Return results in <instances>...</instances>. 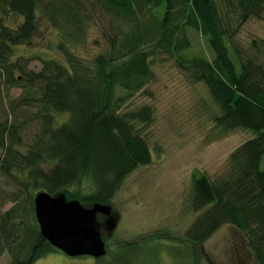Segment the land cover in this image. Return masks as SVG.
Returning <instances> with one entry per match:
<instances>
[{
    "label": "trees",
    "instance_id": "1",
    "mask_svg": "<svg viewBox=\"0 0 264 264\" xmlns=\"http://www.w3.org/2000/svg\"><path fill=\"white\" fill-rule=\"evenodd\" d=\"M8 9L22 23L13 28L0 16L2 86L7 92L35 89L38 96L30 91L10 104L15 116L22 107L34 108L28 120L0 121V257L35 264L57 252L40 233L37 194L80 200L71 191L87 183L93 197L88 203L109 205L127 177L151 163L143 129L153 124L154 109L123 107L136 94L149 93L158 62L151 58L162 56L209 88L222 135L238 129L255 134L231 154L224 178L197 177L192 209L204 211L186 238L202 245L229 225L245 235L256 264H264V40H253L248 49L236 41L245 23L263 17L264 0H9ZM38 12L73 46L86 42L92 19L109 25L110 49L86 61L61 43L66 63L45 60L39 73L28 71L12 58L35 35ZM190 30L208 40L213 60L186 56ZM64 115L66 120L57 118ZM24 122L39 127L30 139ZM120 246L113 253L118 263L137 254L136 240Z\"/></svg>",
    "mask_w": 264,
    "mask_h": 264
},
{
    "label": "rangeland",
    "instance_id": "2",
    "mask_svg": "<svg viewBox=\"0 0 264 264\" xmlns=\"http://www.w3.org/2000/svg\"><path fill=\"white\" fill-rule=\"evenodd\" d=\"M8 4L9 0H0V16L7 25L17 28L22 18L9 11ZM92 21L95 25L90 23L86 42L73 46L63 37L61 29H56L47 16L38 12L35 35L29 43L15 49L12 60L27 67L28 71L39 73L45 60L55 59L66 63L67 57L60 48L61 43H65L75 55L88 61L109 50L114 39L110 36L112 30L109 25L102 28L96 19ZM189 37L192 47L186 56L213 60L208 40L204 36L190 30ZM255 39L264 40V13L261 19L251 18L245 23L236 41L242 48L248 49ZM151 59L158 60L154 63L156 81L147 88L149 93L136 94L123 109L127 111L143 105L154 109L153 124L143 129L152 160L147 165L139 166L127 177L121 190L108 205L117 218L115 229L109 231L105 217H98L107 247V254L103 257L108 258L104 264H256L247 238L232 226H223L202 245H195L186 238V231L204 211L195 212L192 209L197 177L203 175L212 181L224 178L231 154L255 134L238 129L222 135L213 121L218 108L212 101L209 88L187 78L167 57L155 56ZM21 82L22 86L27 84L24 80ZM30 91L34 97L38 96L35 89L14 88L7 92L0 77L1 122L14 118L23 122L32 116L34 108L22 107L15 116L10 107L11 103L27 97ZM118 94L126 95L121 90ZM57 118L66 120L67 116ZM38 128L34 122L26 124L24 136L30 139ZM19 149L26 150V147ZM89 187L84 183L71 191L79 194L80 200H75L85 208L95 204L87 201L93 198ZM11 206L9 204L5 209ZM134 240L138 241L137 254L129 258L130 261L118 263L113 253L120 250V243ZM108 252L112 254L108 255ZM127 253L130 255V250ZM98 259L87 256L71 258L57 251L35 264H97ZM10 263L9 254L0 257V264Z\"/></svg>",
    "mask_w": 264,
    "mask_h": 264
},
{
    "label": "water",
    "instance_id": "3",
    "mask_svg": "<svg viewBox=\"0 0 264 264\" xmlns=\"http://www.w3.org/2000/svg\"><path fill=\"white\" fill-rule=\"evenodd\" d=\"M34 205L40 233L57 251L71 258L98 259L107 254L98 217L104 216L107 229L113 231L117 218L111 206L97 203L85 208L78 200H67L65 194L47 192L37 194Z\"/></svg>",
    "mask_w": 264,
    "mask_h": 264
}]
</instances>
